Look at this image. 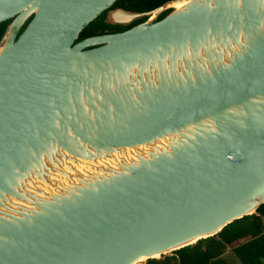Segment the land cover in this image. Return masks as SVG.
Wrapping results in <instances>:
<instances>
[{"label": "water", "instance_id": "95a60500", "mask_svg": "<svg viewBox=\"0 0 264 264\" xmlns=\"http://www.w3.org/2000/svg\"><path fill=\"white\" fill-rule=\"evenodd\" d=\"M114 1L0 0V264L159 258L264 202V0ZM105 10L147 17L77 40Z\"/></svg>", "mask_w": 264, "mask_h": 264}, {"label": "trees", "instance_id": "16d2710c", "mask_svg": "<svg viewBox=\"0 0 264 264\" xmlns=\"http://www.w3.org/2000/svg\"><path fill=\"white\" fill-rule=\"evenodd\" d=\"M167 0H115L111 7L134 12L149 11ZM168 10L161 13L166 14ZM160 18V17H159ZM6 21L0 22V37ZM112 27L104 21V11L90 21L77 40L103 34ZM229 251L239 264H264V202L255 213L234 219L215 235L198 239L194 244L176 249L159 258H150L144 264H228L224 257Z\"/></svg>", "mask_w": 264, "mask_h": 264}, {"label": "flooded vegetation", "instance_id": "af4514ba", "mask_svg": "<svg viewBox=\"0 0 264 264\" xmlns=\"http://www.w3.org/2000/svg\"><path fill=\"white\" fill-rule=\"evenodd\" d=\"M114 8H119L117 6H113L109 7V9H114ZM105 12L106 10L104 11V21L107 22V19L105 18ZM161 15V14H160ZM158 16L157 18L161 17V16ZM147 16L145 15H141V16H138V17H135L133 20L131 21H127V22H124V23H118V22H115V23H109L112 25V27L110 29H108V31L104 32V33H114V32H119V31H122L136 23H139L141 21H143ZM9 22V20H7L6 24ZM108 23V22H107ZM5 24V26H6ZM25 24V23H24ZM24 24L21 26V28L19 29V32L21 31V29L23 28ZM5 28V27H4Z\"/></svg>", "mask_w": 264, "mask_h": 264}, {"label": "rangeland", "instance_id": "374dc122", "mask_svg": "<svg viewBox=\"0 0 264 264\" xmlns=\"http://www.w3.org/2000/svg\"><path fill=\"white\" fill-rule=\"evenodd\" d=\"M224 257L227 260L228 264H239L234 256H231V253L227 250L224 253ZM140 264H144V259L141 260Z\"/></svg>", "mask_w": 264, "mask_h": 264}, {"label": "bare ground", "instance_id": "6f19581e", "mask_svg": "<svg viewBox=\"0 0 264 264\" xmlns=\"http://www.w3.org/2000/svg\"><path fill=\"white\" fill-rule=\"evenodd\" d=\"M174 6H178V3H175ZM142 258H140L137 262L133 263V264H140Z\"/></svg>", "mask_w": 264, "mask_h": 264}]
</instances>
